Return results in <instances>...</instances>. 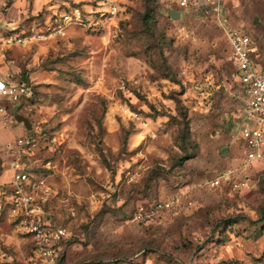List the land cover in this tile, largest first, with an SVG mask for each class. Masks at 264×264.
<instances>
[{
	"label": "rangeland",
	"instance_id": "obj_1",
	"mask_svg": "<svg viewBox=\"0 0 264 264\" xmlns=\"http://www.w3.org/2000/svg\"><path fill=\"white\" fill-rule=\"evenodd\" d=\"M112 1L115 14L104 0H0V28L72 7L83 15L62 36L4 53L33 94L0 127V175L6 140L37 125L55 131V150L37 154L51 160L47 210L69 236L55 263L34 260L0 215V264H264V158L244 163L242 83L224 34L178 0ZM227 5L264 63V0ZM139 206L153 219H136Z\"/></svg>",
	"mask_w": 264,
	"mask_h": 264
},
{
	"label": "built area",
	"instance_id": "obj_2",
	"mask_svg": "<svg viewBox=\"0 0 264 264\" xmlns=\"http://www.w3.org/2000/svg\"><path fill=\"white\" fill-rule=\"evenodd\" d=\"M104 1L110 13L115 14L119 10L117 3ZM178 5H191L211 19L224 34L229 46L228 57L239 70L242 83L244 114L240 118L238 132L245 147L244 163L250 165L264 158V63L254 57L251 35L242 26L232 23L227 0H178ZM82 17L80 8L72 7L68 11L54 13L42 22L34 20L27 27L14 24L15 20L5 22L7 26L0 29V54L16 45L62 36L67 24L80 22ZM201 79L193 82L194 88L201 89ZM32 94V85L16 78L14 72L7 70L0 76V126H11L14 105ZM58 144L57 133L39 125L2 144L9 176L6 181L0 182V215L6 216L29 239L34 260L51 263H55L63 252L62 241L69 236V231L64 224L52 220L47 210L52 198L56 197V191L42 168L51 167V160L40 162L37 152L40 148L53 151ZM230 171H224L211 183L217 184L219 177H228ZM239 185H245V182L241 181ZM91 198H95L94 194ZM173 202V199L159 201L154 207H170ZM152 215L153 211L148 212L143 206L134 212V217L142 221L153 219Z\"/></svg>",
	"mask_w": 264,
	"mask_h": 264
},
{
	"label": "crops",
	"instance_id": "obj_3",
	"mask_svg": "<svg viewBox=\"0 0 264 264\" xmlns=\"http://www.w3.org/2000/svg\"><path fill=\"white\" fill-rule=\"evenodd\" d=\"M11 61L12 60L5 57L4 54H0V76L4 75L5 72L8 70V67H10L9 64L11 63ZM8 176H9V170H8L7 164L3 162V171L0 175V182L6 181L8 179Z\"/></svg>",
	"mask_w": 264,
	"mask_h": 264
},
{
	"label": "trees",
	"instance_id": "obj_4",
	"mask_svg": "<svg viewBox=\"0 0 264 264\" xmlns=\"http://www.w3.org/2000/svg\"><path fill=\"white\" fill-rule=\"evenodd\" d=\"M185 7H191V8H192L191 5H188V6H185ZM169 14H170V13H169ZM151 17H152V16L149 15V13H148V14H145L144 19H145V21H149V20H151ZM254 45H255V44H254ZM227 46H228V44H227ZM254 48H255V46H254ZM228 52H229V46H228ZM258 61H259V60H258ZM260 62H261V61H260ZM14 74H15V73H14ZM15 76H16V78H18V79H20V80H24L26 83L30 84L27 78H19V77L17 76V73L15 74ZM21 100H23V99H21ZM21 100H20V101H21ZM20 101H19V102H20ZM19 102H18V103H19ZM18 103H16V104L14 105V107H16V106L18 105ZM14 107H13V109L15 110ZM31 247H32V244H31V246H30V250H31ZM62 254H63V253L60 254V256L58 257V259L62 256ZM58 259H57V260H58Z\"/></svg>",
	"mask_w": 264,
	"mask_h": 264
},
{
	"label": "water",
	"instance_id": "obj_5",
	"mask_svg": "<svg viewBox=\"0 0 264 264\" xmlns=\"http://www.w3.org/2000/svg\"><path fill=\"white\" fill-rule=\"evenodd\" d=\"M169 13H170V16L172 18H176V17H179L180 16V11L178 9L171 8L169 10Z\"/></svg>",
	"mask_w": 264,
	"mask_h": 264
}]
</instances>
